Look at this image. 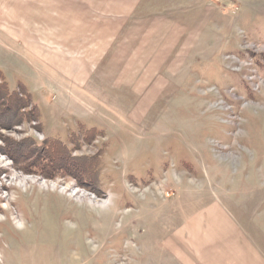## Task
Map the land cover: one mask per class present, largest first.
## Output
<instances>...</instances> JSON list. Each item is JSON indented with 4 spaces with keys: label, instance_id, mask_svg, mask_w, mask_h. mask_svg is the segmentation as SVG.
Segmentation results:
<instances>
[{
    "label": "rangeland",
    "instance_id": "1",
    "mask_svg": "<svg viewBox=\"0 0 264 264\" xmlns=\"http://www.w3.org/2000/svg\"><path fill=\"white\" fill-rule=\"evenodd\" d=\"M125 2L0 0V82L24 87L39 113L12 124L0 106V264H195L184 225L216 207L264 251V0H138L132 12L146 22L170 7L192 29L180 39L176 22L170 52L150 60L135 48L138 17L127 22L105 59L152 62L154 100L141 117L101 116L56 68L87 59L76 42L85 14L125 13ZM91 128L101 134L79 135L72 155H100L96 190L17 168L14 143L51 136L72 147L69 135Z\"/></svg>",
    "mask_w": 264,
    "mask_h": 264
},
{
    "label": "crops",
    "instance_id": "2",
    "mask_svg": "<svg viewBox=\"0 0 264 264\" xmlns=\"http://www.w3.org/2000/svg\"><path fill=\"white\" fill-rule=\"evenodd\" d=\"M125 3V13L112 15L109 12L103 15L98 14V16L95 13L85 14L83 20L90 22L89 27L87 26L86 31L83 28L78 30L76 42L83 49L87 46L88 52L85 54L87 53L89 56L87 55V59L82 61L72 60L70 68L63 66L59 69L57 67L56 72L68 86L72 87L74 100L78 104L90 108L93 113L104 115L102 112L105 111L112 116L141 117L144 112L149 110L147 103L154 100L152 92L153 86L156 85L158 72L155 75L153 64L149 61H138V63L129 66V62L120 63L119 61L118 65L112 64L110 56L106 60V56L111 51L112 41L122 34L128 25L127 22L138 17L135 18L138 23H135L137 28L133 34V38L137 37L135 48L144 50L148 53L145 55L151 60L154 55L159 53L167 55L170 52L171 42L176 41L177 36L182 39L185 33L192 29V25L188 23L185 28L184 22L187 18L176 15L174 12L170 14L174 18L166 16L165 10H170V7L162 8L151 22H146L148 14L137 15L132 12L134 6L138 4V0L135 3L132 0H126ZM168 21H172L174 24L169 26L167 23L162 26L163 38H161L158 36L159 28L162 23ZM176 22H179V35L177 36L176 34L171 35V31L175 30L177 25ZM128 44L134 45V40L130 38ZM161 46L162 50L159 49ZM144 69L150 71L143 75ZM127 79L130 81L129 86ZM249 212V210L243 212L244 217ZM206 214L207 218L200 222L184 225L185 231L190 235V242H185V244H190L187 251L191 253L189 256L192 260L197 262L195 264H201L202 261H204L202 264H264V251L260 252L257 249V245H262L261 240L255 236L241 238L238 235L240 230L237 224H242L241 221L238 223L230 221L220 207L209 210ZM261 220V224H264V217ZM187 258L184 255V258L178 259L185 260Z\"/></svg>",
    "mask_w": 264,
    "mask_h": 264
},
{
    "label": "trees",
    "instance_id": "3",
    "mask_svg": "<svg viewBox=\"0 0 264 264\" xmlns=\"http://www.w3.org/2000/svg\"><path fill=\"white\" fill-rule=\"evenodd\" d=\"M0 106L3 108L2 113L9 110L14 112V119L8 120L12 124L36 120L39 114L37 106L32 104L31 96L24 90V87H19L16 91H9L6 84L1 82ZM81 132L82 134L71 133L69 135L71 139L69 145H73L72 147L51 136H44L38 144H31L30 141L25 140L23 148H20V143H14L13 153L17 161V168L20 172H27L47 179L69 175L71 178L76 179L79 185H88L86 187L88 190H96L98 172L102 163L100 155L76 158L72 155V150L77 146L79 147V144L75 145L76 143L74 142V140L79 139V135L84 136V139L88 140V138L99 136L101 133L94 128L84 129ZM62 159L68 160L69 164L66 165L61 162ZM78 160L85 162V168L82 167L85 169V177L81 171V166L74 164Z\"/></svg>",
    "mask_w": 264,
    "mask_h": 264
}]
</instances>
